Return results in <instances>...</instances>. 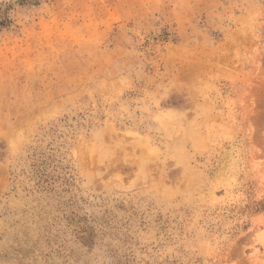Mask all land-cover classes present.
I'll use <instances>...</instances> for the list:
<instances>
[{"label": "rangeland", "instance_id": "1", "mask_svg": "<svg viewBox=\"0 0 264 264\" xmlns=\"http://www.w3.org/2000/svg\"><path fill=\"white\" fill-rule=\"evenodd\" d=\"M0 264H264V0H0Z\"/></svg>", "mask_w": 264, "mask_h": 264}, {"label": "trees", "instance_id": "2", "mask_svg": "<svg viewBox=\"0 0 264 264\" xmlns=\"http://www.w3.org/2000/svg\"><path fill=\"white\" fill-rule=\"evenodd\" d=\"M41 0H21V3H28V4H33L37 5L40 3Z\"/></svg>", "mask_w": 264, "mask_h": 264}]
</instances>
